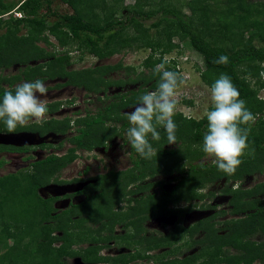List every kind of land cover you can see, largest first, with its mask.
<instances>
[{"label":"trees","instance_id":"16d2710c","mask_svg":"<svg viewBox=\"0 0 264 264\" xmlns=\"http://www.w3.org/2000/svg\"><path fill=\"white\" fill-rule=\"evenodd\" d=\"M122 1L125 0L110 2L65 0V3L73 8L74 13L58 14L52 10L53 0H23L17 5L0 0V32H2L0 71L3 72L17 65L25 66L20 69L19 74H0V100L5 90L14 92L11 87L15 82H32L35 79L43 81L53 77L67 78V83L84 87L94 93L107 91L111 86L140 84L137 90L124 94L104 110H100L97 117L79 120L78 123L83 126L79 130L80 135L70 140L75 147L62 159L56 157L47 159L44 162L46 168L44 167L42 175L40 173L36 178H30L28 175L15 178L14 174L0 177V264H68V258L76 255L71 249L73 244L82 240L103 242L104 247H108L107 243L111 240H121L129 245L133 244L132 247L135 249V252L126 255L101 258L98 256L99 245L92 246L81 253L85 263L101 264L112 260L117 264H129L134 260L146 258L147 261L152 260L155 264H160L159 262L161 264H198V262L199 264H255L256 262L264 264V183L257 184L253 188L227 187L223 190V194L232 196L230 200L232 208L229 214L237 218L224 220L218 224L214 218L227 216L228 213L218 211L204 217L206 219L194 222L189 227L182 224V218L195 212L198 207L204 212L216 209V206H210L202 201H205L206 197L212 198L215 195L214 192L206 194L203 190L217 181L221 179L243 181L249 175L264 173V97L260 96L264 92V79L260 77L261 71H264L261 67L264 65V1L188 0L186 7L190 8V14L187 16L186 9L183 12L182 7L178 8L172 4V0L170 2L161 0L165 17L151 25L152 28L160 31V39L157 41L149 37L145 24L137 18H132L130 22L139 28L140 35L132 36L128 32V25H124L122 20H115V11L123 7ZM136 1L134 9L136 14L139 17L151 18L154 12L139 10L148 0L144 3H141L142 0ZM46 7L47 11L42 13ZM15 12L22 14V17L12 16ZM100 12H104L103 15H100ZM48 14L57 16L58 20L50 23L47 20ZM163 25L164 28H161ZM24 29L27 32L21 34ZM47 33L57 40V46L50 42ZM175 37L181 41L189 40L192 47L204 58L205 70L201 72V77L205 84L211 88L221 74L228 75L239 90L240 98L246 102V107L255 116L248 134L249 147L241 157L242 163L236 171L228 175L211 163L200 162L206 157L202 151L203 136L208 124L206 116L196 119L176 110L173 117L177 126L176 147L167 148V134L163 128L158 127L161 136L159 141L152 140L149 135V141L157 155L151 159H144L130 147L132 167L119 172L112 170L107 175L97 178V182L87 188L90 193L100 191L96 195H90L88 201L105 196V189L97 188L104 184L110 189L123 191L113 201L127 202L128 212L122 214L115 212L114 208L111 212L102 211L97 220L102 222V219L108 218L109 223L106 225L107 222H102L97 228L90 229L86 227L95 221L96 217L87 215V218L74 219L72 218L76 214L74 208L53 215L55 209L51 200L38 195L40 207L37 208H42L44 216L41 221L42 232L31 236V222L26 221L27 225H24L26 227L21 229L20 220L6 221L2 209L7 202L1 200L2 198H11L16 189L17 191L24 189V184L29 181L39 183V186L47 184V179L53 173L70 165L78 157L77 149H92L95 146L105 145L114 135H121L130 127L123 110L138 104L139 97L146 91L156 89L160 76L154 71L155 65L163 62L166 54L179 47V44L173 43ZM144 38L146 41L138 48L141 46L150 48L152 54L142 63L141 67L144 70L141 72H138L136 67L124 66L122 62L95 69L68 71V67L73 63L71 53L75 51L71 49L76 44L78 50H88L89 53L103 60L121 53L126 48L134 49L132 42H140ZM40 42L52 48L60 46L64 49L63 53L58 55L56 52H48L39 46ZM221 55L228 57L227 64L213 62ZM39 61L45 63L37 64ZM166 67L168 70L178 71L174 61H168ZM121 70H125L129 79L112 80L107 77ZM5 84L10 88H6ZM182 102L192 105V101L186 98ZM57 106L58 104L54 105L56 108ZM107 121L123 122V128L120 131L116 126L109 129L106 127ZM69 124L60 129L61 133L68 132ZM54 130H59L58 126H54ZM0 132H9L2 121H0ZM156 165H159L158 169L155 168ZM160 176L171 177V180L155 179ZM151 178L155 179L154 182L147 181ZM101 179L104 181L102 185L99 184ZM172 183L175 185L169 191L165 186ZM155 187H158L159 191L141 195L142 192L148 193ZM5 191L6 194H3ZM160 200L167 201L169 208H165L170 209L165 216H176L179 220L168 234L146 236L143 224L150 219L147 214L148 205H151L152 201H156V204ZM182 202L187 205L180 207ZM122 215H126V218H122ZM64 216L69 218L70 222L69 219L66 222ZM120 223H123L125 228L133 227L135 232L114 236L115 227ZM219 225L223 226L219 227ZM75 228L78 231H75ZM105 229L109 230V234L104 236ZM57 231H61L62 234L53 235ZM201 232L204 234L197 238ZM185 236L190 239L189 246L172 249L160 254L161 256L147 254L159 247L172 244L176 247L179 240ZM33 242L35 245L32 244ZM56 242H61V245L56 247ZM29 246L33 249L30 250ZM196 246L200 249L192 254L187 253ZM229 249H234L236 253L231 255ZM174 253L176 256L186 257L182 260L177 259L178 257L172 260Z\"/></svg>","mask_w":264,"mask_h":264},{"label":"rangeland","instance_id":"374dc122","mask_svg":"<svg viewBox=\"0 0 264 264\" xmlns=\"http://www.w3.org/2000/svg\"><path fill=\"white\" fill-rule=\"evenodd\" d=\"M5 2L9 3V4H14L17 5L20 2H22L23 0H4ZM112 0H108V2H110ZM145 0H142L141 3H144ZM170 2V0H168ZM188 0H172V4L176 5V7L180 8L182 7L183 12L185 11V14H187V16L190 14V8L186 7V3ZM260 1H264V0H260ZM121 5V2H119ZM122 8H119L118 10L115 11V20H122L124 22V25H128V32L129 34L132 36L133 34L138 35L139 34V28L136 27L132 22H130V20L132 18H137L140 22H142L143 24H145V29L148 32V35L151 39H154V41H157L160 39V31L157 28H152L151 25L158 22L160 19H162L163 17H165V14L163 13V9L161 7V0H148L147 4L139 10H143L144 12H154L152 14L151 18H145V17H139L136 14V11L134 10L136 7V0H125L122 1ZM52 10H54L55 12H57L58 14H72L74 13V10L71 6H69L67 3H65V0H53V5H52ZM47 11V7L44 8V10L42 11V13ZM18 13V12H17ZM104 13V12H103ZM103 13L100 12V15H103ZM11 16V15H8ZM12 16H16L15 13H13ZM18 18V17H17ZM47 20L50 23H54L58 20L57 16H53L48 14ZM119 28V27H118ZM164 28V25L161 27ZM27 32L26 29H24L21 34H25ZM2 32H0L1 34ZM49 34V33H47ZM140 35V34H139ZM49 36V40L52 44H55L57 46V40L52 36V35H48ZM146 41V39L144 38V40L140 41V42H132L134 49H124L121 53H118L112 57H109L107 59H99L97 56H95L94 54L89 53L88 50L85 49H79L78 50V45L76 44L73 49L71 50H75L74 52L71 53V57H72V65L68 67V71H81V70H87V69H95L97 67H101V66H105V65H116L119 62H122L124 64V66L126 67H136L138 68V72H141L140 69H143L141 67L142 63L144 62L145 59L148 58V56H150L152 54V49L147 48V47H139V45L144 44V42ZM173 43L174 44H179L178 48H175L172 52L168 53L165 55V58L167 59V61H174L177 64V70L182 73L185 77H186V82L185 84H183L179 89H178V93H177V99H178V103H177V111L178 112H182L183 114H185L188 117H193L196 119H202L206 116V112L211 110L212 106V101H211V96H210V87L204 83V81L202 80L201 77V72L203 70H205V63H204V58L202 57V55L199 54V52H197L191 45L189 40H185V41H181L179 38L175 37L173 39ZM258 46H261L263 44H257ZM39 46H41L42 48H45L46 51L48 52H56V54L61 55V53H63V48L58 46L57 48H52L47 46L44 42H40ZM158 56H159V52H158ZM157 56V57H158ZM39 63H45L44 61H39L37 64ZM36 64V63H33ZM24 65H17L14 66L11 69H8V71L4 70L3 71V75H14V74H19L20 73V69L24 68ZM144 70V69H143ZM108 78L112 79V80H127L129 79V75L126 74L125 70H121V71H116L111 73L110 75L107 76ZM135 76H133L134 78ZM63 83V81L61 80H57L55 82H50L49 84L46 85L50 86V88L54 87L56 84H60ZM132 88H135L134 85H125L122 88H120V86H111L109 87L108 91H107V95L108 97V104L112 103L113 101H115L114 99V95L120 91H122L123 93L130 91ZM49 89V88H48ZM78 91V92H76ZM76 94L82 95V93H85L84 90H76ZM72 93L70 91V89H64L62 91H49L48 94V99L53 101L55 99H59L61 97H68L71 96ZM75 95V94H74ZM99 96V95H98ZM261 97H264V92H262L260 94ZM112 97V98H111ZM186 98L187 100L192 101V105H186L183 104V99ZM41 99H46V97L41 96ZM103 104L101 105H97L98 108L104 107L107 103L102 102ZM118 130L121 126L118 124H114ZM126 134V133H125ZM1 142V139H0ZM41 143L44 141H40ZM32 143V142H31ZM29 143V144H31ZM16 145H18L19 143H14ZM8 145V144H5ZM177 144H168L167 148L170 147H176ZM111 147V155L109 156L108 154H98V160L95 162H93V159H90V157H88V159L83 158V159H77V161L73 164H71L68 168H66L64 171V176L67 177H71L73 175H76L77 172H80L83 168H85L88 164H90L92 166V173L91 176H96L99 174H104L107 171L113 169L116 171H123V170H127L128 168L132 167V163H131V150H130V146L128 143H126V138L123 139H115L114 141V145L110 146ZM68 148V146L66 147ZM65 148V149H66ZM103 157V158H102ZM205 164H210L211 160L210 158L205 157L204 159H202V161ZM158 166V167H157ZM156 169L159 168V165L155 166ZM17 169L14 167H10L7 166V168H5L3 171H0V176H3L5 174L8 173H13L16 172ZM15 178H20V175H25L22 172L20 173H16L14 174ZM90 176V175H89ZM92 178V177H91ZM163 179V180H171V177L168 176H160V177H156L155 179ZM155 179H149L147 181L149 182H154ZM223 181L219 182V185H213L210 186L208 189H206L203 192H208V191H213L216 193V195H214L211 199H207L205 200V202H210L213 201L214 204H216L217 209L215 211H201V209H199L200 207H198V211L193 212L190 215H186L184 218H182V224H184L185 226L189 227L190 225L194 224V222L200 220V219H206L204 217L213 215L216 211L218 212V210H225L228 212L227 216L225 215L224 217H219V218H214V221H216L218 224H220L221 221L224 220H229L232 218H237L235 215H233V217L231 216V214H229V211L232 208L231 205V198L232 196H221L222 192L220 191L223 188ZM91 183H94V181L92 180H87L85 181L84 185L82 186L83 188ZM104 183V181H102V179L100 180V185H102ZM260 183H264V173H257L255 175H249L247 177H245L243 179L242 182L239 181H233L230 183L231 186H233V188H237V186L239 188H251L253 186H255L256 184H260ZM243 184V185H242ZM175 184H167L165 187L166 189H168L169 191L172 190L173 186ZM38 186L39 183L35 184L33 182H27L24 184L23 188L19 191H17V189L15 190V192L13 193L11 198L8 199H4L2 198L1 200H3L4 202L6 201L7 204L5 205V207L2 209L3 210V214H5V220H15L18 219V221L20 220V228L24 229V225H27L26 221H29L32 223V229H31V236H34L35 234L40 233L41 231V221L42 218H44L43 216V212H42V208H37L40 207L39 200H38V195H41L43 198L47 197V194L45 193V190H38ZM81 187V188H82ZM80 188V189H81ZM97 188L101 189L104 188L106 191V194L104 197L102 198H95L92 200H89L88 202H86L84 204V208H80L79 210L76 209L74 211H76L75 213L80 215L79 218H83L81 216V213H84L87 211V215L90 217H96L95 221H92L88 227L86 228H90V229H95L97 228L102 222L106 223V225L109 223V219H102V222L97 220V218H100L99 215H101L103 212L102 211H110L112 210V208H114L115 212H122V214L128 212V205L126 203V205L124 206L125 202L123 201V203L119 204L120 202H115L113 201L115 197H118L122 194L123 191H117V189L115 188H108L106 184H104V186H98ZM130 189V188H129ZM27 191V192H25ZM155 191H159L158 187L153 188L150 192H142L141 195H147L149 193L155 192ZM7 191H5V193L3 192V194H6ZM97 193H99L100 191H96ZM219 193H221L220 196ZM87 194L90 195L91 193L87 190ZM35 195H37L35 197ZM59 195V193H58ZM59 196H62L59 195ZM90 197V196H89ZM47 199V198H46ZM118 200V199H117ZM157 201V200H156ZM156 201H152L151 205L149 206V209L147 211L148 214V218L151 217L152 214H154L156 217H153L152 219L149 220V222L145 223V228H146V233L147 236L151 235V234H156V235H160V234H165V231L168 230H172L174 228V226L176 225V222L178 218H162V217H166L165 214L168 213L170 211V209H166L165 207H168L167 201L163 200V201H159L158 203L155 204ZM197 202V201H195ZM75 203H78V201H75ZM115 203H117L118 205H115ZM115 205V206H114ZM187 203L182 202L180 203V207H184L186 206ZM55 206L57 208H60V210L62 209H66L68 207V203H63L60 202V200L55 204ZM124 206V207H123ZM169 208V207H168ZM102 209V210H101ZM165 209V210H164ZM164 210V211H163ZM163 211V212H162ZM162 212V217H159L160 214ZM126 215H122V218L125 217ZM126 218V217H125ZM69 218H64V220L67 222ZM179 220V219H178ZM181 221V220H180ZM70 222V219H69ZM124 224L120 223L116 226L115 231L117 232V234L123 235L124 233H129V234H133L135 232L134 228L129 226L127 228L123 227ZM223 225H219V227H222ZM16 227V226H15ZM84 228V227H83ZM78 229L80 230V227H78ZM78 229L75 228V231H78ZM42 232V231H41ZM108 229L103 231L104 236L107 234ZM161 232V233H160ZM62 232L61 231H57L55 232L53 235H61ZM204 234V232H201L197 238L201 237ZM223 234V233H222ZM27 236V235H26ZM28 238V237H27ZM33 245H35V242L32 243ZM109 246L111 247H104V243L103 242H95V241H86V240H82L81 242H77L74 243L72 246V250L75 251L76 255L73 257H69L67 262L68 264H95V263H85L83 261L84 258H82L83 256L81 255V253L84 252L85 249L92 247V246H98L99 245V253L98 256H101V258H104L105 256H117L120 253H123V255H126L128 253H133L135 252V249L132 245H130L129 249L128 247L124 249H117V245L113 246L110 245V243H107ZM191 244L190 239L188 238V236L183 237L181 240H179V242L176 244V247L174 246V244L166 246V247H159L156 250H152L150 252H147V254L149 255H154V256H161L162 253L164 252H169L172 249L175 248H179L185 245V246H189ZM61 245V242H56L55 246L59 247ZM101 246V247H100ZM30 250L33 249L32 246H29ZM35 248V246H34ZM200 248L198 246L194 247L193 249H189L187 251V253L192 254L193 252H195L196 250H199ZM226 250H228V248H225ZM230 250V254L234 255L236 253V251L234 249H229ZM80 253V254H78ZM185 253V254H187ZM142 254V253H141ZM161 254V255H160ZM129 256V255H128ZM178 257V258H177ZM184 257L186 256H176V254L174 253L172 255V260L174 259H179L182 260ZM153 261H147L146 258H142L139 260H134L129 264H155L152 263ZM161 264V262H159ZM101 264H117V263H113L112 260L106 261V262H102ZM199 264V262H198ZM255 264H260L259 262H256Z\"/></svg>","mask_w":264,"mask_h":264},{"label":"clouds","instance_id":"9594fccd","mask_svg":"<svg viewBox=\"0 0 264 264\" xmlns=\"http://www.w3.org/2000/svg\"><path fill=\"white\" fill-rule=\"evenodd\" d=\"M213 62L227 64L228 57L221 55ZM167 64L165 58L155 65L154 71L160 76L156 89L142 94L134 110L127 113L130 125L126 132L127 143L144 159L157 155L149 135L152 140L159 141L161 136L158 127L165 130L167 144H176L177 126L173 117L177 109L178 89L185 84L186 77L178 71L168 70ZM261 67L264 68V65ZM260 77L264 79V71H261ZM46 93L47 87L40 79L18 84L14 92L5 90L0 100V121L9 132L30 122L43 123L48 103L41 96ZM210 96L213 107L206 112L208 124L203 136L202 151L218 170L231 175L242 163L241 157L249 147L248 134L255 116L246 107L239 90L226 74H221L211 85Z\"/></svg>","mask_w":264,"mask_h":264},{"label":"flooded vegetation","instance_id":"af4514ba","mask_svg":"<svg viewBox=\"0 0 264 264\" xmlns=\"http://www.w3.org/2000/svg\"><path fill=\"white\" fill-rule=\"evenodd\" d=\"M8 71V69H5ZM3 72L0 71V74ZM15 75V74H14ZM37 80V79H35ZM57 80L63 81L60 84H56L54 87L50 88V86H47V93L44 94V97H46L47 103H48V112L46 114L45 120L41 124H37L35 122H30L29 124L25 126H18L15 131L12 132H0V134H22V133H32V134H37V137H32L29 139V142H32L31 144H11V145H5V144H0V162H2V165L0 166V171L4 170L7 168V166L10 165V167H14L17 169L16 172L13 173H8L6 175L10 174H16L22 172L25 175H28L30 178H36L37 176L42 175V172L46 168L44 166V162L47 161V159L51 157H56L58 159L64 158L68 152L75 147L73 143H71V138L80 135L79 130L83 128L82 124L78 123L79 120H87L91 119L94 117H97L98 113L100 110H104L105 107L108 105V95L107 91H103L101 93H94L91 91L86 90L84 87H79L77 85H72L68 82L67 78H61V77H53V78H46L43 80L45 85L49 84L50 82H55ZM23 82L27 81H22V82H15L11 89L15 90V87L18 84H21ZM129 85V84H126ZM134 85L135 88H132V90H137L140 86V84H131ZM125 86V85H124ZM6 88H10L8 84H5ZM123 86H120L122 88ZM49 88V89H48ZM64 89H70L72 95L68 97H61L59 99H55L53 101L48 99V94L49 91H62ZM109 89V88H108ZM76 90H84L85 93H82V95L76 94ZM76 91V92H75ZM130 91H127L123 93L122 91L116 93L113 97L115 101L117 98L123 96L126 93H129ZM153 91V90H150ZM75 94V95H74ZM40 95V94H37ZM99 95V96H98ZM112 98V97H111ZM104 103H107L104 107L98 108L97 105H101ZM58 104L57 108L54 107V105ZM137 106H130L127 107L126 109L123 110V114L127 115V113L131 112L134 110V108ZM70 123V128L68 129V132L66 133H61L62 131L60 129H63L66 124ZM121 126L120 129L123 128V122H120ZM120 123H113L112 121H107L106 127L111 129L114 127V124L120 125ZM54 126H58L59 130H54ZM126 128L121 135L116 134L114 135L109 141L105 143V145L102 146H95L92 149H83L79 148L76 151V155L78 156L71 164L75 163L77 159H83L90 157V159H93V162L96 163L98 160V154H108L109 156H112L110 153V149L112 145H114L115 139H123L126 138ZM44 142H40V141ZM127 141V138H126ZM127 143V142H126ZM68 146V148H66ZM66 148V149H65ZM103 158V157H102ZM70 164V165H71ZM70 165L66 166L65 168H62L61 170H58L57 172L53 173V175L47 179V184H43L42 186H38V190H45L47 194V199L51 200L53 207L55 209L53 215L56 214H62L65 211L74 208V210L77 209L79 210L80 208H84V204L88 201V198L90 195H96L98 194L97 192H93L90 195L87 194V188L90 187L93 183L85 186L84 188L82 187L87 180H92L94 183L97 182V178L102 177L110 173L113 169L107 171L104 174H99L96 176H91L92 173V166L88 164L85 168H83L80 172H77L76 175H73L71 177L64 176L65 169L68 168ZM45 167V168H44ZM41 170V172H40ZM116 171V170H114ZM119 172V171H116ZM90 175V176H89ZM0 176V177H3ZM92 177V178H91ZM223 188L220 190L222 192L219 193L218 196H230L223 194V190L227 187L231 189H238L233 188V186L230 185L232 181H227V179H221L214 183L213 185H219L220 181H223ZM235 182V181H234ZM242 182V181H239ZM57 186L58 188H53L50 190H46L45 187L47 186ZM212 185V186H213ZM243 185V184H242ZM257 185V184H256ZM82 187V188H81ZM254 187V186H253ZM251 187V188H253ZM81 188V189H80ZM204 191V190H203ZM213 191H208L204 193H210ZM62 196H59L58 195ZM216 195V193L214 192ZM40 196V195H39ZM44 198V199H46ZM211 199L209 197H206L205 200ZM60 200V202L63 203H68V207L66 209L60 210V208H57L55 204ZM75 201H78V203H75ZM198 202V201H197ZM123 202H120L121 204ZM127 202H125L124 206L126 205ZM202 203L208 204L210 206H216L213 201L210 200V202H205L202 201ZM128 207L129 204L127 203ZM123 206V207H124ZM200 209V208H199ZM217 209V206H216ZM216 209H209L210 211H215ZM75 211V212H76ZM198 211V210H196ZM218 211H225V210H218ZM217 212V211H216ZM230 212V211H229ZM192 214V213H190ZM188 214V215H190ZM228 214V213H227ZM81 216L83 218H87V211L84 213H81ZM80 215L75 214L72 216V218H79ZM153 217H156L154 214L149 217L152 219ZM159 217H162L160 215ZM187 217V216H186ZM65 218V216L63 217ZM162 218H170V217H162ZM171 218H177L176 216H171ZM184 218V217H183ZM148 219L147 221L144 222L143 227L145 226L146 222H149ZM178 221V219H177ZM118 225V224H117ZM116 225V226H117ZM124 227V226H123ZM175 227V226H174ZM116 229V227H115ZM145 231L146 228L144 227ZM106 230V229H105ZM104 231V230H103ZM171 230L165 231V234H168ZM147 232V231H146ZM145 232V235L147 236L148 233ZM161 233V232H160ZM109 234V230L107 232ZM106 234V235H107ZM114 236H122L120 234H117V232L114 230ZM124 233L123 235H125ZM154 235V234H151ZM156 235V234H155ZM161 235V234H160ZM150 236V235H149ZM110 245L113 244V246L117 245V249H124L127 248L130 245L126 241H121V240H111ZM109 246V245H108ZM111 247V246H109ZM128 247V249H129ZM123 254V253H120ZM118 254L117 256H119ZM115 257V256H113Z\"/></svg>","mask_w":264,"mask_h":264},{"label":"water","instance_id":"95a60500","mask_svg":"<svg viewBox=\"0 0 264 264\" xmlns=\"http://www.w3.org/2000/svg\"><path fill=\"white\" fill-rule=\"evenodd\" d=\"M38 135L37 134H32V133H22V134H0V139H1V142L0 144H8V145H11V144H14V143H19V144H29L31 142H29L28 140L31 139L32 137H37ZM53 188H58L57 186H53V185H50V186H47L45 187L46 190H50L52 192L51 189Z\"/></svg>","mask_w":264,"mask_h":264},{"label":"built area","instance_id":"2783aa9c","mask_svg":"<svg viewBox=\"0 0 264 264\" xmlns=\"http://www.w3.org/2000/svg\"><path fill=\"white\" fill-rule=\"evenodd\" d=\"M16 16L19 17V18H21L22 17V14L16 13Z\"/></svg>","mask_w":264,"mask_h":264}]
</instances>
